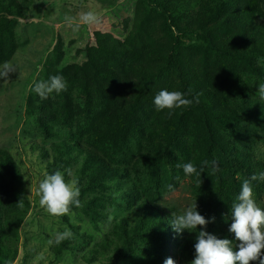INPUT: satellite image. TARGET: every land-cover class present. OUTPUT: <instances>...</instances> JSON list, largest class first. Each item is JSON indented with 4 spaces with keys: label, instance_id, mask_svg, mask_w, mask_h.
I'll return each instance as SVG.
<instances>
[{
    "label": "rangeland",
    "instance_id": "1",
    "mask_svg": "<svg viewBox=\"0 0 264 264\" xmlns=\"http://www.w3.org/2000/svg\"><path fill=\"white\" fill-rule=\"evenodd\" d=\"M256 1L260 3L258 13L264 16V0ZM240 2L238 8L244 3ZM4 3L19 8L22 15L12 28V40L5 38L3 43L7 59L0 67L7 62L14 70L6 79H0V151L7 152L17 164L31 204L19 230V254L14 264H111L122 254L125 242L133 235L134 223L133 202L125 199L126 195L109 197L106 190L81 192V206L72 205L70 212L60 217L49 215L40 206L38 185L46 175L55 172L51 171V164L60 166L58 169L66 181L77 182L86 154L123 167L125 175L120 179L136 184L138 200L143 198L176 215L196 203L197 211L209 221L206 227L199 226L201 230L211 227L212 231L234 234L229 231L233 222L232 204L237 201L242 182L248 179V173L264 172V107L248 108L254 101L264 102L257 95L258 86L264 83V54L255 58V71L242 63H237L235 69L230 67L237 74L230 78L228 68L233 62L230 58L200 45L194 41V35L183 39L186 47L181 57L198 75L202 87L209 88L210 84L221 101L239 106L242 116L237 125L225 123L228 120L214 124L227 153L210 143L205 133L193 131L189 143L196 142L198 155L211 156L209 161L215 160L219 165L214 181L206 184L201 175L178 174L182 168H177V164L190 162L189 157L165 149L151 133L138 134L135 139L128 136V144L119 145L102 142L93 135L94 125H105L116 102L122 98L131 100L130 96L136 92L132 83L155 91L165 82L162 76L160 81L149 84L140 69H136L141 66L142 70L150 67L163 72L165 54L173 44L164 28L167 22L164 17L148 8L144 0H4ZM87 11L97 14L96 23L74 30L64 22L65 15L78 17ZM201 17L208 19L204 12ZM209 23L213 25L210 35L217 37L227 49L246 56L252 53L253 40L249 33L242 37L243 30L234 23L231 25L235 33L220 31L215 21ZM180 24L182 28L193 24L197 29L200 23L184 17ZM173 33L180 34L177 29ZM91 58H95L94 63ZM205 61H208V71ZM103 69L113 72L118 86L100 75ZM54 75L63 77L66 89L41 99L32 90L34 84ZM238 76L243 78L244 92L253 100L247 107L241 103L243 92L236 84ZM173 84L179 85V78ZM58 146H67V154L74 152L71 163H62L55 156ZM166 154L169 159H164ZM161 155L162 159L154 164L152 161ZM243 161L252 164L251 170L241 166ZM204 170L209 171V167ZM199 187H204L201 197L196 191ZM252 188L253 199L264 210V180L252 181ZM66 227L73 233L72 238L49 245L48 241ZM171 231L166 250L180 264L174 257L179 250V240L174 234L180 237L181 233L174 228ZM135 240L129 247L135 264H147L149 260L160 262L149 238L143 239L140 235Z\"/></svg>",
    "mask_w": 264,
    "mask_h": 264
},
{
    "label": "trees",
    "instance_id": "2",
    "mask_svg": "<svg viewBox=\"0 0 264 264\" xmlns=\"http://www.w3.org/2000/svg\"><path fill=\"white\" fill-rule=\"evenodd\" d=\"M240 1L212 0L209 3L207 0H144L148 8H153L154 12L166 19L167 22L164 28L173 39V44L167 54H165L166 65L163 72H156L150 67H147L149 70H142L143 67L141 66L136 67V69H140V73L149 84L154 80L160 81L162 76L165 82L159 90L157 89L158 91H152V89L147 88L148 86L145 88V85L139 83H132L131 85L136 92L130 96L131 100L122 98L121 101L116 102L109 118L105 121V125L102 127L94 125L93 135H96L102 142L109 141L119 145L120 143L128 144V136H132L135 139L138 134L151 133L152 136L158 138L159 144L165 149L178 151L182 157L187 155L189 161L197 166L198 171L200 170L201 162L204 160L209 161L211 156L198 155L199 148L196 142L189 143L193 137L192 133L194 130L195 134L205 133L210 143L219 148L222 153H227L225 142L218 135L214 124L223 120H228L225 123L229 125L231 123L239 124L240 120H242V116L238 112L240 107L232 105L226 100L221 101L215 92L212 91L210 84L209 88H203L198 75L192 69H189V65L182 59L181 51L186 47L183 41L184 37L191 34L195 37L194 41L199 42L200 45H205L211 52L223 58H230L233 61L228 68L230 78L237 75L230 68L233 67L235 69L237 63L250 66L255 71L257 67L254 64L256 63L255 58L264 54V16L258 13L257 4L260 3L256 0H243L244 3L241 8H238L239 6L237 5L241 3ZM235 6H237V9H235ZM203 12L208 17L207 21L201 17ZM21 15L19 8H15L9 3L5 4L4 0H0V65L7 59V54L3 48L4 39L12 40V28ZM184 17L197 20L200 23L198 28L194 29L193 24L184 25V28H182L180 23ZM212 21L216 22L220 31L235 33V29L231 25V23H234L239 30H243L242 37L249 33L253 40V50H250L252 53L246 56L240 52H234L231 48L227 49L225 44H221L217 37L210 35L209 30L212 29L213 25L209 22ZM174 29H177L180 34L175 36L173 33ZM192 45L198 48L196 44ZM94 62L95 58H91V63ZM204 66L208 71V61L204 62ZM260 73H262L261 70ZM208 74L210 75L211 72H207ZM100 75L108 77L118 86L112 71L103 69ZM176 78L180 80L179 85L173 84ZM236 84L243 92L241 103H244V106L247 107L253 100H250L247 93L244 92L243 78L241 76L237 77ZM173 87L177 88L173 89ZM163 89L180 91L185 94V98L194 102L188 107L176 109L175 113L169 117L167 110L163 112L157 111L154 104L153 96ZM196 98L199 99V103H195ZM247 100L250 102L247 103ZM263 103L254 101L248 108H254V105L264 107ZM107 106L110 109L111 104L108 102ZM186 139H188V142H186ZM211 150L212 146L209 148L210 154L212 153ZM54 152L55 156L62 160V163L72 162L71 156L74 152L67 154V146H58ZM161 159L162 155L155 158L152 162L156 164ZM164 159H169L167 154ZM167 163L170 162L167 161ZM251 165V163H244V161L241 164L242 167L244 166V168L249 170H251ZM112 166L116 165L104 163L96 155L86 154L82 173L76 182L80 193L89 191L104 192L106 190V192H109V197H119V194L126 195L125 199L133 202L131 205L134 218L132 225L133 235L128 237L125 242L126 247L123 248L122 254H119L117 261H111V264H135L129 247L136 243L135 238L140 235L143 236V239L149 238L160 258V262L149 260L147 264H165L166 258H173L172 254L166 250V240L172 234L171 229L173 226L171 220L173 213L164 211L159 205L149 203L143 198L138 200L136 184L134 182H124L125 180L120 179L125 175L124 168L121 166L114 168ZM59 167V165L54 163L51 164L50 169L51 171H60ZM183 173V169H179L178 174L182 175ZM200 175L205 178L204 180L207 184L209 181H214L216 172L213 173L212 169L209 168V171L204 170ZM247 175L248 179L252 176L250 173ZM203 190L204 187L196 188V191L200 192V197L204 195ZM30 209L31 204L17 164L7 152L0 151V264H14L18 258L19 230L26 220ZM207 232L216 235L220 239L232 240L233 250H239V241L235 240V234H222L212 231L211 227L207 228ZM180 233V237L177 236V233L174 234L176 240H179V250L174 257L179 259L180 264H191L195 257L194 245L198 233L195 230L190 232L187 229ZM252 264H259V262L254 261Z\"/></svg>",
    "mask_w": 264,
    "mask_h": 264
},
{
    "label": "clouds",
    "instance_id": "3",
    "mask_svg": "<svg viewBox=\"0 0 264 264\" xmlns=\"http://www.w3.org/2000/svg\"><path fill=\"white\" fill-rule=\"evenodd\" d=\"M98 16L94 11L82 12L78 17L65 15L64 22L74 30L81 26L92 25L96 23ZM13 66L10 63L0 67V79H6ZM66 89V83L62 76L54 75L47 81L36 82L33 91L41 99H47L53 92L59 94ZM258 97L264 101V83L258 86ZM193 100L185 98V94L180 91H169L163 89L158 92L154 98V104L157 111L167 110V115L171 117L176 109L188 107L193 104ZM199 103V99H195ZM205 167L212 169L213 173L219 170L218 162L204 160L201 162L200 170L192 162L177 164V168H182L186 176H200ZM69 175L71 173L69 172ZM179 178V177H178ZM25 179H27L25 177ZM264 180V172L258 175L254 174L249 179L242 182L241 191L237 201L232 204V217L229 231L235 234V240L239 241L238 251L233 250L232 240L220 239L216 235L201 230L199 226L206 227L209 223L197 211L196 203L189 206L182 214L172 215V226L175 231L183 232L185 229L190 232H197L195 247V257L191 264H252L258 261L264 264V210H261L253 199L252 181ZM169 188L172 185L168 186ZM37 195L39 203L45 211L55 217H60L70 212L72 205L80 207L79 200L80 189L75 181L68 182L64 174L57 170L53 174L46 175L38 185ZM112 217L109 216V221ZM215 217L212 218L214 222ZM73 233L70 229L65 228L63 232H57L48 244H60L66 239H71ZM165 264H176L172 258H168Z\"/></svg>",
    "mask_w": 264,
    "mask_h": 264
}]
</instances>
